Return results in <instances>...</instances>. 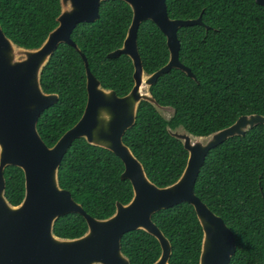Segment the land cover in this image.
<instances>
[{
  "label": "trees",
  "instance_id": "16d2710c",
  "mask_svg": "<svg viewBox=\"0 0 264 264\" xmlns=\"http://www.w3.org/2000/svg\"><path fill=\"white\" fill-rule=\"evenodd\" d=\"M166 5L172 19L200 16L203 22L177 31L178 58L195 79L176 68L160 75L149 90L175 114L165 118L141 101L134 124L123 135L147 177L160 187L180 176L187 159V151L167 128L205 136L240 115H264V7L255 0H166ZM59 12V0H0V26L16 45L36 48L57 25ZM131 16L124 1H102L98 19L77 24L71 33L91 73L118 96L132 87L133 66L128 56L109 58L107 53L121 46ZM136 42L145 73L167 62L166 38L152 21L140 23ZM40 83L44 92L58 94L57 102L43 110L37 121L41 139L51 146L78 121L85 107L86 76L79 53L60 43L44 66ZM122 170L123 163L114 153L78 138L61 160L58 181L85 212L106 218L114 212L116 201L126 203L132 196L130 182L120 178ZM4 177L5 196L16 205L24 194L23 172L7 166ZM260 186L264 193V124L226 139L207 153L194 193L234 235L236 250L229 264L264 261ZM152 220L171 244L170 264H198L202 229L190 204L161 209ZM86 228L81 215L70 213L55 220L53 232L75 238ZM121 250L130 264H152L160 255L158 241L143 230L123 234Z\"/></svg>",
  "mask_w": 264,
  "mask_h": 264
},
{
  "label": "water",
  "instance_id": "95a60500",
  "mask_svg": "<svg viewBox=\"0 0 264 264\" xmlns=\"http://www.w3.org/2000/svg\"><path fill=\"white\" fill-rule=\"evenodd\" d=\"M102 1L106 0H59L57 25L36 48L16 45L0 26V264H130L121 250V237L132 230H143L158 241L160 255L152 264H170L171 244L152 215L183 202L193 207L202 229L198 264H229L236 250L234 235L223 219L196 196L194 184L211 149L264 124V115H240L230 125L205 136L167 128L187 151L186 164L173 183L160 187L151 182L123 142V135L134 124L141 101L151 104L165 118L175 114L173 107L160 105L149 88L172 68L195 79L178 58L177 31L203 22L200 16L170 18L166 0H122L131 9V22L121 46L107 53V57L128 56L133 66V83L125 95L118 96L114 90L101 86L91 73L86 56L71 39L77 24L98 19ZM255 1L264 7V0ZM145 20L152 21L164 34L168 48L167 62L149 74L143 70L136 42L138 27ZM60 43L72 46L83 61L86 103L78 121L47 146L37 130V121L43 110L57 102L58 94L44 92L40 76ZM78 138L114 153L123 163L120 178L130 182L131 198L126 203L116 201L114 212L106 218L85 212L70 191L59 185L61 160ZM7 166L20 168L24 176L23 198L16 205L5 196ZM260 191L264 200L261 186ZM70 213L84 218L86 231L75 238L55 235V220Z\"/></svg>",
  "mask_w": 264,
  "mask_h": 264
},
{
  "label": "rangeland",
  "instance_id": "374dc122",
  "mask_svg": "<svg viewBox=\"0 0 264 264\" xmlns=\"http://www.w3.org/2000/svg\"><path fill=\"white\" fill-rule=\"evenodd\" d=\"M165 117H167V116H165Z\"/></svg>",
  "mask_w": 264,
  "mask_h": 264
}]
</instances>
